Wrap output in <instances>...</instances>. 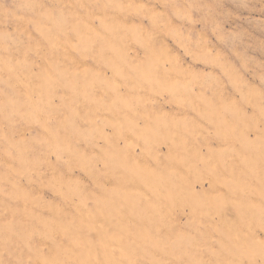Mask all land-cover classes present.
<instances>
[{
    "label": "rangeland",
    "instance_id": "obj_1",
    "mask_svg": "<svg viewBox=\"0 0 264 264\" xmlns=\"http://www.w3.org/2000/svg\"><path fill=\"white\" fill-rule=\"evenodd\" d=\"M0 264H264V0H0Z\"/></svg>",
    "mask_w": 264,
    "mask_h": 264
}]
</instances>
